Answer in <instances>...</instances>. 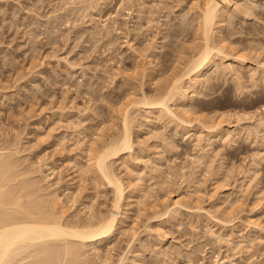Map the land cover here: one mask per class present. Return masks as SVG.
Wrapping results in <instances>:
<instances>
[{"label":"rangeland","instance_id":"rangeland-1","mask_svg":"<svg viewBox=\"0 0 264 264\" xmlns=\"http://www.w3.org/2000/svg\"><path fill=\"white\" fill-rule=\"evenodd\" d=\"M234 1L213 37L246 65L209 69L185 108L235 136L133 106L132 149L107 160L126 188L118 225L101 254L86 247L87 264H264V0ZM204 2L0 0V150L15 152L17 182L61 196L67 219L110 213L95 157L127 105L200 50Z\"/></svg>","mask_w":264,"mask_h":264},{"label":"bare ground","instance_id":"bare-ground-1","mask_svg":"<svg viewBox=\"0 0 264 264\" xmlns=\"http://www.w3.org/2000/svg\"><path fill=\"white\" fill-rule=\"evenodd\" d=\"M233 1L205 0L200 13L199 26L203 39L200 50L198 49L197 54L192 55L193 58L189 59L190 62L188 65L186 64L184 70L182 69L183 71L175 73L173 78L159 89L155 98L148 99L149 96L144 95L133 102L129 100L132 104L131 106L127 105L125 109L122 133L117 138L106 141L102 150L100 149L102 152L99 151L101 153L95 157L96 161L93 164L97 167L100 176L110 182L115 193L113 209L110 213L94 221L65 218L67 208L63 205L60 206L61 196L37 193L40 191V187L31 189L27 179L17 182L19 173L16 169V161L12 159L15 152L0 150V264H87L86 247L89 245H92V249L97 254H101V245L111 237L118 225V213L126 189L123 186V180L109 166L110 163L108 164L107 160L109 157L119 160L124 152L132 149L130 124H132L133 117L131 109L136 108L139 104L148 109L147 113H158L160 117L163 115V117H170L168 119L176 118L186 123V126L194 125L195 123L191 122L199 119L201 122H198L199 127L201 124V128L207 130L209 137L215 134L235 136L230 131V121L219 118L220 121L211 122L206 117H200L201 115L197 117L194 114L195 111L192 112L195 116L192 118L189 112L191 108H185L188 107L191 98L198 94L201 86L209 80L206 76L209 69L214 68L216 73L222 67L233 70L236 65L237 71L236 69L234 71L238 72V69L244 68L246 65V55L232 52L229 44H225L227 43L224 42L225 38L219 39V41L214 40V25L217 21L222 23L224 16L231 9ZM231 58L234 64L227 63ZM259 66L264 70V60L260 61ZM186 80L190 83L191 91H187L188 88L184 87ZM174 97L182 105L179 112L176 111L177 109L173 110L169 105L170 100L175 101ZM259 123L257 125H263L264 118H261ZM1 149L4 148L1 147ZM99 256L101 257V255ZM105 259L106 261H103L108 264L106 262L109 258Z\"/></svg>","mask_w":264,"mask_h":264}]
</instances>
